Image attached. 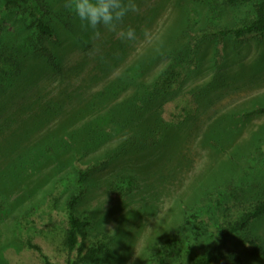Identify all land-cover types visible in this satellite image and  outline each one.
Listing matches in <instances>:
<instances>
[{"label": "rangeland", "instance_id": "rangeland-1", "mask_svg": "<svg viewBox=\"0 0 264 264\" xmlns=\"http://www.w3.org/2000/svg\"><path fill=\"white\" fill-rule=\"evenodd\" d=\"M55 2L59 5L63 0ZM217 2L222 11L217 23H233L242 16L223 0ZM136 3L138 11L130 12L122 25L135 29L136 41L121 40L105 28L94 36L76 17L74 33L63 29L53 45L59 56L58 69L45 59L28 56L14 84L0 88V179L4 181L0 189V264H44L40 254L27 246L28 240L40 245L56 264H66L63 207L71 187L63 183L57 188L56 181L73 178L70 170L75 161L67 151L40 159L44 155L40 149L52 134L60 137L70 119L85 115L93 97L97 96L100 108L115 107L122 96L103 99L100 92L121 71L142 65L140 78L154 80L174 56H180L190 9L197 11L199 25L207 20L208 7L197 0ZM145 30L162 41L159 50L145 40ZM80 33L82 39L77 36ZM204 87L207 94L190 121L172 129L149 150L134 152L131 156L135 157L113 156L92 173L79 209L93 212L92 237L100 230L113 237L95 264H158L154 250L179 226L184 205L202 207L218 197L219 190L226 191L225 180L234 184L243 178L240 171L251 154L245 156L261 143L264 134V116L244 115L264 104V36L201 42L197 63L176 92ZM54 110L59 114L47 116ZM78 126L80 121L73 124L75 129ZM117 136L92 149L86 162L102 159L99 153L113 150ZM219 136L233 154L216 147ZM263 150L255 155L258 161ZM25 152L32 158L24 161L20 155ZM231 155H237L234 161L229 160ZM131 170L138 173L136 184L130 194L120 192L116 188L121 175ZM53 195L55 201L50 200ZM252 232L264 242V217L254 222ZM245 235L233 237V247L247 264H264V256L254 255L242 241Z\"/></svg>", "mask_w": 264, "mask_h": 264}, {"label": "trees", "instance_id": "trees-1", "mask_svg": "<svg viewBox=\"0 0 264 264\" xmlns=\"http://www.w3.org/2000/svg\"><path fill=\"white\" fill-rule=\"evenodd\" d=\"M197 1L208 7L207 20L205 24L199 25L197 11H188L180 56H174L176 61L170 62L154 80L140 78L142 65L121 71L100 92L103 99L122 96L115 107L100 108L97 96L93 97L85 115L70 119L64 127L65 131L61 132L62 135L57 137L52 134L45 147L40 149L44 154L40 159L46 160V155H58L67 151L66 154L75 161L73 171L70 170L73 178L66 177L56 181L57 188H61L63 183L71 187L63 207L62 241L68 255L66 264L97 263L109 249L108 244L113 238L102 230L92 237L91 229L96 221L93 212L84 213L79 209L90 185L92 173L113 156H131L136 154L134 152L149 150L163 141L165 135L190 121L195 115L201 98L207 94L205 87L182 94L176 90L192 64L197 63L200 43L213 38L264 36V0H223L227 6L242 14L233 23L224 25L216 21L222 18L221 6H218L217 0ZM74 22L76 23V16L63 7V2L58 5L55 0H0V88L14 84L19 73H22L24 60L28 56L45 59L50 67L58 69L59 56L53 45L58 43L63 29L74 33ZM77 36L82 39L83 34ZM139 71L141 72L138 73ZM49 113L59 114L56 110L48 112L47 116ZM244 115L264 116V104L254 106L245 111ZM81 116L89 119L82 121L79 119ZM79 121L80 126L75 129L73 124ZM222 126L216 128L218 134ZM117 134L115 141L118 143L113 150L99 153L104 156L102 159L86 162L92 149L107 145L112 141L109 139ZM261 137L264 139V134ZM263 139L245 156L251 154L248 163H244L240 171V178H243L239 183L233 184L232 181L225 180L226 191L219 190L218 197H212L211 202L202 207L184 205L181 223L154 250L158 264H247L244 256L232 245L233 237L245 233L247 235L243 236L242 241L251 252L256 256H264V242L252 232L254 222L264 217ZM216 144L219 150L233 154L224 147L225 140L223 142L222 136L217 137ZM252 150L255 152L252 153ZM259 150H263L260 161L255 159ZM29 152L20 155L25 158L24 161L32 158ZM234 156H229V160L234 161ZM130 161L131 158L128 162ZM14 162L19 161L15 159ZM233 173L231 171L228 175ZM137 175L133 170L125 172L116 189L130 194ZM3 184L4 181L0 179V189ZM50 200H56L54 195ZM27 246L40 254L44 264H56L40 245L28 240Z\"/></svg>", "mask_w": 264, "mask_h": 264}, {"label": "clouds", "instance_id": "clouds-1", "mask_svg": "<svg viewBox=\"0 0 264 264\" xmlns=\"http://www.w3.org/2000/svg\"><path fill=\"white\" fill-rule=\"evenodd\" d=\"M63 7L73 13L81 22L82 27L91 29L94 36L100 35V29L116 32L124 41H136L137 33L131 26L123 27V21L130 12L138 11L136 0H63ZM144 38L153 43L159 50L158 37L148 30Z\"/></svg>", "mask_w": 264, "mask_h": 264}]
</instances>
